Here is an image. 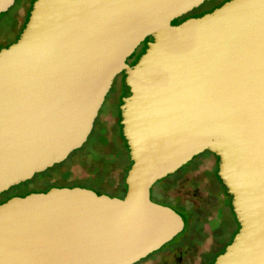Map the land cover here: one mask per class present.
I'll return each mask as SVG.
<instances>
[{
    "label": "water",
    "instance_id": "obj_1",
    "mask_svg": "<svg viewBox=\"0 0 264 264\" xmlns=\"http://www.w3.org/2000/svg\"><path fill=\"white\" fill-rule=\"evenodd\" d=\"M206 1L33 2L0 50V194L80 149L122 72L131 165L122 198L73 187L1 203L0 264L138 263L185 225L151 188L206 151L239 226L212 264H264V0L172 24Z\"/></svg>",
    "mask_w": 264,
    "mask_h": 264
},
{
    "label": "flooded vegetation",
    "instance_id": "obj_2",
    "mask_svg": "<svg viewBox=\"0 0 264 264\" xmlns=\"http://www.w3.org/2000/svg\"><path fill=\"white\" fill-rule=\"evenodd\" d=\"M34 1L35 0H21L20 7L12 16L7 15L1 17L2 14H0V50L16 42L26 24ZM227 1L229 0L206 1L187 14L185 19L201 17L204 14L212 12ZM9 10H7V12ZM21 11H23L24 14L22 17H19ZM7 12H5V14H7ZM149 41H152V39H145L130 58L127 59L126 63L129 66H133L137 62L139 57L146 50V44ZM111 88H114V90L116 89L115 95L123 92L124 89L127 92L124 78L118 79L115 77ZM209 157L214 159V165L210 168L207 164ZM218 163V158L206 151L194 157L172 175L167 176L170 177L169 179L167 177L164 178L166 182H164L162 188L158 189L159 194L165 193L164 191H166V194L171 192V198L177 201L180 206L189 207L191 209V215L197 224L194 228H186L189 223V218L186 213H181L185 218L184 228L187 232L185 234L181 233L180 238L175 243L171 241L167 245L165 244L167 247L164 252L155 254L154 257H152V264H192V262L198 258L195 252L196 250H194L193 247H195V245L198 246L202 242L200 239L203 236L202 224L204 219H209L206 224L209 225L212 243L209 251L200 255L202 258H200L201 261L199 263L210 264L211 260L219 255L221 250L228 244L230 239L225 241L222 235L224 232H227L228 235L231 236L232 232L229 227L221 221V205L226 203L227 192L213 179V175L217 176ZM200 188L205 192V196L198 194ZM188 195H190L191 198ZM165 245L160 249L164 248ZM150 256H147L144 260L151 258ZM141 262L142 260L136 264H140Z\"/></svg>",
    "mask_w": 264,
    "mask_h": 264
},
{
    "label": "rangeland",
    "instance_id": "obj_3",
    "mask_svg": "<svg viewBox=\"0 0 264 264\" xmlns=\"http://www.w3.org/2000/svg\"><path fill=\"white\" fill-rule=\"evenodd\" d=\"M20 3H21V0H15L13 6L10 7V10L8 9L9 11L8 12L6 11L7 14L2 13L1 17H5L7 15H9V16L14 15L15 12L17 11V9L20 7ZM23 14H24V12L21 11L19 14V17H22ZM116 77L118 79L124 78V81H125V77H127V74L125 72H122L121 74L117 75ZM115 90H114V88H110L109 92L107 93L105 100H104L100 110L98 111V115L94 121L93 128H92V131L94 129V132L91 131L87 141L89 139H94V140L96 139L97 140L96 142L100 143L103 140H106L105 135H104L105 132H106L107 140L109 142H112L114 137L117 138V133L119 134V136H121V138H123V135L121 132V125H120L121 119H120L119 109H120V105L122 104V99L124 97H126L127 92L124 89L123 92L115 95V92H116ZM71 155H72V153L62 163H60L58 165H54L53 167L45 170L42 173L35 174L30 180H27L25 182L14 185L13 187L9 188L7 191L1 193L0 194V202L4 201V200L7 201L8 199H10L12 197H24L30 193H44V192H47L53 188L81 187V188L88 189L91 186H94L93 191H95V192L97 191L100 194H106L110 197H122L123 193L125 192V188H124L123 184H120L118 182V180L121 178L120 175L125 174L124 167H119L116 170H114V168L111 169L110 170L111 172H109V174L107 175V177H109V178L103 182L101 178L95 177L93 175V173H95V170L88 163V160L83 161V160H80L78 158H74L73 163H71V159H72ZM207 162H208L207 164L209 165V168L214 165V159L212 157H209ZM67 165H69V166H67ZM61 167L62 168L66 167V168L61 170V169H59ZM127 171H126V173H127ZM163 180L164 179H162V180L158 181L156 184H154V186L151 188V191L153 189L162 188L164 186ZM201 189L202 188H200V190H198V194L205 196L206 195L205 192ZM156 195L157 194L155 191L154 196H156ZM168 195L171 196V192ZM154 196L151 195V199L153 202L160 204V205H163V206L170 207V208L174 209L175 211L179 212L180 214L183 213L180 208L173 206L170 203H166L165 201L160 200ZM188 196L190 197V195H188ZM161 198H163V197L161 196ZM208 220L209 219H207V220L204 219L203 224H202L203 236L200 239L202 242L198 246L195 245V247H193L194 250H196L195 252H196L198 258H196L195 261L192 262V264H200L199 263L201 261L200 258H202V257H200V255L207 253L209 251L210 246H211V243H212L211 242V240H212L211 239V233L209 231V225L206 224V222ZM186 228H187V226H186ZM238 229H237V231H238ZM186 232L187 231H185V228H184L176 237H174V239H172V241L175 243L180 238L181 233L185 234ZM234 235L232 237V236H229L227 232H224L222 236H223V239L226 241L227 239H231V237L233 239ZM166 245L164 248L152 253V255L150 254L151 256L150 255L149 256L153 257L155 254L164 252V250L167 247ZM152 263H153V259L148 258L146 260L142 259V262L140 264H152Z\"/></svg>",
    "mask_w": 264,
    "mask_h": 264
},
{
    "label": "trees",
    "instance_id": "obj_4",
    "mask_svg": "<svg viewBox=\"0 0 264 264\" xmlns=\"http://www.w3.org/2000/svg\"><path fill=\"white\" fill-rule=\"evenodd\" d=\"M186 17L187 16H184L178 20H175L172 24L180 23L183 20H185ZM92 132H94V129ZM104 135H105L106 140H103L102 142L98 143V142H96L97 141L96 139L95 140L89 139L87 142H85V144L80 149L73 151L72 155H71V158H72L71 163H73L74 158H78V159L83 160V161L88 160V163L95 170V173H93V175L95 177L101 178L103 182L109 178V177H107V175L109 174V172H111L110 171L111 169L114 168V170H116L119 167H124L125 174H126V171L130 168V165H131V162H130L129 156H128V148L126 146V142H125L124 138H121V136H119V134L117 133V138L114 137L113 141L109 142L107 140V137H106V132L104 133ZM67 166H69V165H67ZM66 167H64V168H66ZM64 168L61 167L59 169L62 170ZM125 174L120 175L121 178L118 180V182L120 184H123L125 191H126V187L124 184V179H125L124 177L126 176ZM167 178L169 179L170 177H167ZM213 179L216 181V183H218V185L220 184V186L226 191L225 187L223 186V184L220 181L218 176L213 175ZM163 182H166V180H163ZM93 188H94V186H91L88 189L94 190ZM155 191L157 194L156 196H154ZM164 192L165 193H163V194H159L158 189H153L151 191V195H153L154 197H157L160 200L165 201L166 203H170L171 205L180 208L182 212H184L188 215L189 223H188L187 228L188 229L194 228V226L197 224V222L194 221V219L191 215V209L189 207L180 206L179 203H177V201L173 200L171 198V196L166 194V191H164ZM124 194H125V192L123 193V195ZM161 196L164 199L161 198ZM5 201L6 200L1 201L0 203H3ZM221 213H222L221 214L222 215L221 221H223V223L229 227L230 231L232 232L231 236L233 237V235L235 233H237V229L239 228V226H238V224L235 220L234 214L232 212L231 198L228 194H227L226 203L221 205ZM232 237L229 240L228 244L231 243ZM224 250H225V248L222 249L219 254H222L224 252ZM214 260H215V258L211 260L210 264H212L214 262Z\"/></svg>",
    "mask_w": 264,
    "mask_h": 264
}]
</instances>
